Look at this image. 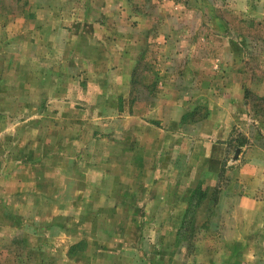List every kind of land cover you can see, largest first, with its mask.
I'll return each mask as SVG.
<instances>
[{"label":"rangeland","instance_id":"obj_1","mask_svg":"<svg viewBox=\"0 0 264 264\" xmlns=\"http://www.w3.org/2000/svg\"><path fill=\"white\" fill-rule=\"evenodd\" d=\"M262 99L264 0H0V264H264Z\"/></svg>","mask_w":264,"mask_h":264},{"label":"crops","instance_id":"obj_2","mask_svg":"<svg viewBox=\"0 0 264 264\" xmlns=\"http://www.w3.org/2000/svg\"><path fill=\"white\" fill-rule=\"evenodd\" d=\"M228 126H232L230 122H229ZM233 126H234V124H233ZM229 135H230V133H228L227 137H229ZM256 147H257L259 150H261V149H263L262 147H264V146H261V144H259V146H256ZM246 149H250V148H246ZM250 150H251V149H250ZM256 170H257V166H255V165L253 164V162L250 163V164H247V165L244 167V169H243V171H244V172H247L249 175L256 174V173H257ZM255 206H257V205H255Z\"/></svg>","mask_w":264,"mask_h":264},{"label":"trees","instance_id":"obj_3","mask_svg":"<svg viewBox=\"0 0 264 264\" xmlns=\"http://www.w3.org/2000/svg\"><path fill=\"white\" fill-rule=\"evenodd\" d=\"M262 100H264V99H262Z\"/></svg>","mask_w":264,"mask_h":264}]
</instances>
